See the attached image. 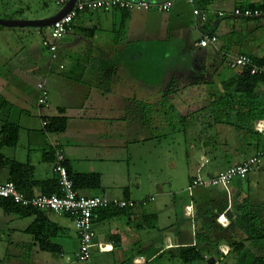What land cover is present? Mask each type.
<instances>
[{
  "label": "crops",
  "instance_id": "0c3cea01",
  "mask_svg": "<svg viewBox=\"0 0 264 264\" xmlns=\"http://www.w3.org/2000/svg\"><path fill=\"white\" fill-rule=\"evenodd\" d=\"M172 1L173 7L169 13L133 10L128 12L127 19L122 18L123 14L118 10L80 15L71 31L57 44V59L52 61L49 57L44 58L43 62L38 61L39 67L34 68L56 90L58 104L54 107V114L49 116L46 112L50 105L37 109L36 104V125L27 121L15 123V119L21 117L19 115L0 122V184L10 180L7 162L28 165L33 173L18 175L16 183L28 189L31 192L29 196L43 195V188L34 183L55 181V153L61 151L72 176L98 178L99 186L95 188L88 182L76 183L78 194L124 199L139 204L133 210H101L94 213V243L101 245L104 250L93 248L90 260L84 264H181L176 258V250L198 245L194 237L196 227L189 229L185 224L186 220L193 219L194 208L198 204L201 209L211 210L209 215L214 216L215 221L213 230L207 229L205 221H201L199 245L203 256L208 257L207 261L216 264H253L258 258L264 259L263 170L251 173L245 180L233 181L227 190L196 189L194 192H198L199 199L192 203L182 197L186 189L177 187L174 191L175 179L171 177L173 165L171 161H166V152L158 149V141L152 145V149L161 155V164L156 169L159 175H153L149 183L151 192L139 196L140 173L151 170L150 160L153 164L157 162L151 153L143 155L139 151L145 149L141 146L140 136L143 130L149 129L148 114H156L155 121L158 122L159 91L160 96L166 97L169 103L166 108L180 115L181 120L175 121L184 124L189 113H197V120H192V128L197 126L201 129L197 132L198 161L191 164L189 156L185 154L190 171H196V174L200 171L202 176H214L264 151V83H258L254 89L238 88L235 83L239 72L227 66L229 59L239 55L252 57L264 65V16L239 19L230 15L234 8L264 7V0H212L208 7L211 13L208 23L203 26L197 24L192 16L199 38L180 50H185L182 55L187 54L189 57L188 65L184 61L185 66L182 68L185 71L194 66V56H201V66L197 68L196 74L197 85H201V89H196L197 94L193 92L195 89L184 85L187 77L193 76L194 70L184 76V73H179L181 69H177L176 62H173L171 70L174 73H164V83L159 86L158 74L152 76L151 71L144 75L145 78L140 74L135 77L131 69H123L127 65L126 60L118 57V44L122 35L126 44L130 43L129 36L136 38L142 35L152 39L157 33L164 39L162 34L169 29L174 33V38H187L181 19L187 13L188 3L186 0ZM217 12H225L227 16L217 18ZM155 13L173 14L165 20L158 18ZM116 14L120 15L119 23L116 22ZM111 18L115 21L111 22ZM162 27L165 30H161ZM106 33L111 34L109 42L96 36ZM205 34L217 38L215 47L198 48L197 42ZM80 49V54H77ZM152 54L154 57L150 56L149 63L156 68V52ZM22 74L16 73L18 76ZM13 75L7 78L8 84L19 85V79H15L18 76ZM178 77L181 78L180 87H175L173 83ZM227 80L230 85L224 86L222 83ZM38 82L45 81L41 78ZM32 98L33 103H36V88ZM54 117L66 119V128L62 133L50 134L44 130L43 118ZM5 124L17 127V144L13 148L1 144V129ZM182 134L185 141L186 130ZM144 138L148 148L151 138ZM56 189L53 187L55 192ZM189 207L190 216L185 212V208ZM19 218L28 220L25 227L21 230L8 228L7 231L12 235L16 232L24 234L26 240L31 238V247L25 254L27 263L44 264L42 260L45 256L41 255L45 253L64 258L66 252H76L78 238L68 217L54 214L43 216L47 228L55 232L48 242L55 246L57 253L42 250L34 234L28 231L35 222L34 215ZM15 219L10 220L16 222ZM179 223L181 227H178ZM70 228L74 232L73 236L68 233ZM234 242H240L241 245L232 247L230 244ZM9 247H12L10 243L6 251ZM221 250L227 251V254L223 255Z\"/></svg>",
  "mask_w": 264,
  "mask_h": 264
},
{
  "label": "rangeland",
  "instance_id": "374dc122",
  "mask_svg": "<svg viewBox=\"0 0 264 264\" xmlns=\"http://www.w3.org/2000/svg\"><path fill=\"white\" fill-rule=\"evenodd\" d=\"M57 1L58 0H0V20L12 21L21 18V21H35L44 18H50L61 10V6L56 4ZM186 10V15H182L183 17L181 19V25L185 28V32L187 33V38L185 39L184 37L180 40H178V38H174V33L171 31V29L163 32L162 35L163 37H165L164 39H161L160 36L157 35V33L154 34L152 39H147L142 35L136 36V38H131L129 36V44L125 43L126 40L123 39L122 35L118 44L119 51L117 53L119 58L126 60L125 62L127 63V65H125L123 69L129 68L132 70V73L135 72V77L137 74H140L142 78H145L144 75H148L152 71V76L158 74V82L160 86L162 83H164L162 75L164 73H174L172 72L171 67H173L174 65L172 63L176 62L175 64L178 67L177 69H181L179 73H184V76H186L187 72V75H189L194 70L193 76L190 75L191 77H187L189 81H184V85L185 87H192V89H195L193 92L197 94L198 90L196 89H201V85H197L198 79L196 77L197 68L201 66V56H194V66L190 65L191 68H189L188 71L182 70V68L185 66L184 61L188 65L189 57L187 54L182 55V52H184L185 50H180V48H182L183 46L187 48V44L188 46L192 45L199 38V34L194 26L195 23L193 21L194 18L192 17L191 13V6L188 5L186 7ZM172 14H156V16H158V18L160 17L161 19L163 18L166 20L169 19ZM116 16H118L116 22L119 23L120 15L116 14ZM110 21H115V19L111 18ZM161 30H165L164 27H162ZM96 36L98 39H103L104 42H109L111 34H96ZM48 39V28L19 29L0 27V122H3L6 119L8 120V118L11 120L14 115H19V117H21L17 120L15 119V123L18 124L27 121L33 125H36L35 122L38 120V118L36 117L37 112L35 106L37 102L33 103L32 94L35 92L37 81H40L42 78V80L46 82V79L42 77V73H39V71L34 70V68L39 67L37 65V63H39L38 61L43 62L44 58L48 57L47 51L45 50L42 44L44 40ZM183 41H186V44H183ZM80 51L81 49L77 51V54H80ZM153 52H156L155 56L157 57L156 68L155 65H151L149 63L150 56L154 57L153 54L150 55V53ZM145 56L147 57L144 58ZM16 73L23 74L18 76L16 75ZM11 74H14L13 76H18V78L15 77V79H19V85L14 86L8 84L7 78L9 76H12ZM120 75L121 78L124 77L122 75V72H120ZM179 77L178 80H174L173 85L175 87H180L179 80L181 78ZM45 87L48 91L50 105V109L46 110V112L49 116H51L52 114H54V107L58 104V97L56 96V90L50 84V82L48 84L46 82ZM185 89L188 90V88ZM184 95H186V92H184ZM158 99H161V102L162 100H165L166 97H161L159 91ZM187 99H189V97ZM141 104L144 105L143 103ZM168 104H165V107L160 106L159 104L157 114L158 122L155 121L156 114H148L147 119L149 122V129L143 130L140 136L142 138L143 144L141 146H143L142 148L145 149L139 152L143 155H150L151 153L152 158L156 157L157 159V162L155 164H153L150 160L151 170H149V172L143 171L142 173H140L141 185L139 190V196L142 197L151 192L149 183L153 178V175H159V173L156 172V169L159 168L161 164V155L159 152H157L156 149H152V145L157 144L158 141H160V146L157 145L158 149L160 151L166 152V161H171L173 165V176L171 177L172 179H175L173 182L174 191L177 189V187L186 189L188 183L190 182V179L196 175V171H190L188 169L185 154L189 156V161L191 164H194L198 161L199 144L197 139V132L201 129H199L197 126V128H192V120H197V113H195L193 119H191L190 117L186 118L185 123L183 124L182 122L175 121V119L179 120L180 116L176 111H173V115L171 112L162 114L165 112V110H168V108H166L169 107ZM190 111H192V108H190ZM9 113L11 114L9 115ZM190 114L191 113H189V115ZM185 130L186 138L185 141H183L184 136L182 133ZM144 137L151 138L149 139L151 143L148 148L144 144ZM196 189L198 191H201V188ZM196 189H194L192 192V198H187V195L189 194L186 191L182 193V197H184L188 201H191L192 203L198 202V192H194ZM198 207L200 208L201 205H196V208ZM9 218H16V222L11 221ZM27 222V219L15 217L14 215H4L0 210V264H29L27 263L25 254H28L27 251L31 247V238L28 237L27 241L24 237L26 235L21 233L17 234V232L12 235L9 234L7 231L8 228H16L18 230H21L23 227H25V224ZM185 224L187 225V227H189V229L194 226L196 227V231H199V221L195 222L194 219H189L185 221ZM181 226L182 225L179 223L178 227ZM68 233L70 236H73L74 234L71 228L68 230ZM9 243L12 245V247H9V250L6 251L7 244ZM66 243L70 244L69 242ZM73 254L74 253L72 252H66L64 254V258H61L60 256L57 257L56 255L50 253H45L41 256H45L42 260L44 264H84L73 260L71 262H66V258L72 257ZM31 259H33V257Z\"/></svg>",
  "mask_w": 264,
  "mask_h": 264
},
{
  "label": "built area",
  "instance_id": "2783aa9c",
  "mask_svg": "<svg viewBox=\"0 0 264 264\" xmlns=\"http://www.w3.org/2000/svg\"><path fill=\"white\" fill-rule=\"evenodd\" d=\"M66 0H58L57 5L61 9L66 5ZM187 3L193 6L192 0ZM173 7L172 0H76L71 10L60 20L53 23L49 28V39L42 42L43 47L53 61L56 58L57 44L72 29L73 23L83 14L104 12L111 10L131 12L156 11L157 13H169ZM192 15L202 24L208 21V16L199 10L193 9ZM217 18H225V12H217ZM230 15L239 19H255L264 16L263 8H234ZM217 38L214 35H202L197 42L198 48L215 47ZM229 69L233 71L245 72L250 76H263L264 65L257 63L252 57L239 55L229 59L227 62ZM37 107L47 108L49 105L48 91L43 82L36 84ZM64 155L61 151L55 153L54 173L57 175L58 193L53 195H31L27 196L20 192L12 182L0 184V199L10 201L22 208L35 209L45 214H54L59 217H68L74 226L78 238V248L72 257H67L66 261L85 263L90 260L91 250L97 248L103 251L101 245L95 244V233L93 230V215L101 210H133L139 204L124 199L108 198L105 196L87 197L77 193L74 183L71 180L66 167L63 165ZM264 163V153H256L254 157L246 162L231 166L224 171L217 173L212 178L201 176L198 171L196 176L190 180L186 192L191 195L193 190L201 187H222L227 190V186L234 180H244L247 176L257 170ZM146 203L142 202L144 205ZM185 212L190 216L191 207L185 208ZM223 255L227 254L221 250Z\"/></svg>",
  "mask_w": 264,
  "mask_h": 264
},
{
  "label": "trees",
  "instance_id": "16d2710c",
  "mask_svg": "<svg viewBox=\"0 0 264 264\" xmlns=\"http://www.w3.org/2000/svg\"><path fill=\"white\" fill-rule=\"evenodd\" d=\"M192 1H193V6L190 5L192 8V11H193V9H196V10H199L203 13H206L208 16V20H209V15L211 13L208 11V7L210 6L212 0H192ZM66 2H67V0H66ZM251 8L255 9L254 7H250L248 9H251ZM259 8H263V7H259ZM121 12L123 14L122 18L127 19L128 12H125V11H121ZM195 20H196L197 24L202 25V26L208 23V21H207L206 23L202 24L197 18H195ZM57 56H58V51L56 52V58L53 61H55L57 59ZM48 57L50 58V54L48 55ZM61 69H62V67H61ZM238 74L239 75H238L237 81L235 83L236 87H238V88L254 89L258 83H260V82L264 83V77L263 76H250L245 72H243V73L240 72ZM228 83H230L229 80H227L226 82H223L222 84L224 86L225 85L228 86V85H230ZM167 103L168 102L165 99V100H162L159 104H162L163 106H165V104H167ZM167 112L168 113L171 112L173 115L172 109L165 110V112L162 114H165ZM194 115H195V113H193V114L191 113L188 116V118L190 117L191 119H193ZM179 120H181L180 116H179ZM184 120H186V118ZM43 123H44V130L50 134L62 133L66 128V119L64 117H54V118H50V119L49 118L48 119L43 118ZM1 144L4 146L11 147V148L16 146V144H17V127L15 125L5 124L2 127V129H1ZM259 153H264V151L259 152ZM254 155L251 156L250 158L254 157ZM246 161H244V162H246ZM244 162H242V163H244ZM7 163H8L7 165L10 168V180L8 182H12L20 192L29 196L31 194V192L28 189L27 190L24 189L25 187H23V185H21L20 183H16V179H17V176L20 174L31 175L33 173L32 168L28 165H20V164L13 163V162H7ZM242 163H240V164H242ZM66 164L67 163L64 161L63 165L66 167L67 172H68L71 180L74 183L75 190H76V183H80V182H82V183L88 182L87 184L93 188H95V186L96 187L99 186L98 185L99 181H98L97 176H86V177L85 176H75L74 177L70 174V169ZM237 165H239V164H237ZM19 170H21L20 173L17 172ZM260 170L264 171V163H262L257 170H254L251 173L258 172ZM214 176H203V177L212 178ZM194 177H192V178H194ZM57 181H58V178L56 177L55 181H53L51 183H40V184L34 183V185L35 186L39 185L40 187L43 188V195L44 194L45 195H52L54 193L55 194L58 193ZM53 187L57 188L56 192L53 190ZM201 188L209 189V188H222V187H201ZM192 195L193 194H191L189 196H192ZM0 209H2V211L5 214H13V215H16L18 217H25V216H29V215H34L36 217L35 222L28 229V231L34 234L33 236H34L35 240H37L39 242L42 250L49 251L52 253H57L55 246L50 245L48 242L49 238H52L55 235V232H52L49 228H47L45 219L43 218L45 213L40 212V211L35 210V209L22 208L18 205H15L14 203H12L10 201L3 200V199H0ZM207 210L208 209H206V208L201 209V207L196 208V205H195L193 219L195 220V222L196 221L200 222L199 229H198L199 231L198 232L196 231L195 236H194L195 241L198 243V245L188 246V247L180 248V249L176 250L177 251L176 258L179 260V262L181 264H216V263H212L211 260H208V261L206 260L208 257L203 256V254L201 253V247L199 245L201 243V221H205L204 226L205 227L207 226L206 227L207 229L213 230L215 228L214 216L209 215V212L211 211L210 209H209L210 211H207ZM110 211L112 212V211H118V210H111V209L103 210V212H110ZM255 238H257V235L255 236ZM230 245L232 247H236L237 245H241V243L240 242H234V243H231ZM253 264H264V259L258 258L254 261Z\"/></svg>",
  "mask_w": 264,
  "mask_h": 264
},
{
  "label": "water",
  "instance_id": "95a60500",
  "mask_svg": "<svg viewBox=\"0 0 264 264\" xmlns=\"http://www.w3.org/2000/svg\"><path fill=\"white\" fill-rule=\"evenodd\" d=\"M76 0H68L66 5L54 16L42 20L36 21H2L0 20V27L7 28H32V29H42L49 28L53 23L63 18L72 8Z\"/></svg>",
  "mask_w": 264,
  "mask_h": 264
},
{
  "label": "clouds",
  "instance_id": "9594fccd",
  "mask_svg": "<svg viewBox=\"0 0 264 264\" xmlns=\"http://www.w3.org/2000/svg\"><path fill=\"white\" fill-rule=\"evenodd\" d=\"M68 1V0H67Z\"/></svg>",
  "mask_w": 264,
  "mask_h": 264
}]
</instances>
